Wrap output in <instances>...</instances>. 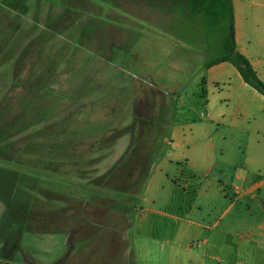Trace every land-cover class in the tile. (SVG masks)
<instances>
[{"label":"rangeland","instance_id":"374dc122","mask_svg":"<svg viewBox=\"0 0 264 264\" xmlns=\"http://www.w3.org/2000/svg\"><path fill=\"white\" fill-rule=\"evenodd\" d=\"M241 1L243 46L264 63V0ZM169 4L0 0V264H137L131 222L174 125L167 173L188 184L184 201L198 178L232 201L256 182L241 215L264 217V166L245 164L248 141L264 143V98L252 116L234 104L228 122L207 119V62L224 35ZM232 255L264 264V247Z\"/></svg>","mask_w":264,"mask_h":264},{"label":"crops","instance_id":"0c3cea01","mask_svg":"<svg viewBox=\"0 0 264 264\" xmlns=\"http://www.w3.org/2000/svg\"><path fill=\"white\" fill-rule=\"evenodd\" d=\"M233 3L238 49L250 58L264 79V63L255 60L252 52L243 46V30L240 27V6L243 2L233 0ZM205 77L204 106L206 118L212 122H228L233 115L234 104L237 112L252 116L254 108L252 98H264L263 94L244 81L231 62L225 61L207 67ZM221 86L229 89L228 95L231 98L230 102L233 103L231 107L224 108L223 105H218ZM177 128L178 125L173 126L171 146L158 160L136 208H140L143 215L145 213L143 211L149 210L169 217L174 220V224L166 227L168 224L163 218L151 220L143 215L138 221L131 222L130 227L135 230L132 235L137 264H232L235 258L228 260V255L233 254L234 257L245 255L250 258L256 256L258 248L264 247V217L258 219L252 215H241L242 208H248L250 211L251 207L250 205L242 207L240 199L246 193L259 189L261 184L255 182L242 192L238 189L236 200L232 201L221 181L212 187L198 178L199 187L194 186L196 200L184 201V194L189 191L188 184L178 178L173 182L167 173L175 163L180 162V158L173 154L174 148L180 145L175 140ZM246 145L251 152L245 159V164H250L251 169L257 165L264 166V143L249 140ZM252 150L259 159H256ZM161 186L167 188L159 189ZM130 227L127 234L131 230ZM140 228L143 230H139ZM224 235L233 236L235 245L223 241ZM202 247L203 250H199ZM229 248H232V251H227Z\"/></svg>","mask_w":264,"mask_h":264},{"label":"trees","instance_id":"16d2710c","mask_svg":"<svg viewBox=\"0 0 264 264\" xmlns=\"http://www.w3.org/2000/svg\"><path fill=\"white\" fill-rule=\"evenodd\" d=\"M149 1H153L158 8L169 3L176 5L175 8L181 11L183 15H187L188 18H199L202 26L208 30H216L222 33L224 35L223 52L215 58L210 59L207 62V67L209 68L225 61L231 62L238 69L244 81L264 95V79L261 78L250 58L238 49L233 0ZM9 205L11 204L9 203ZM73 219H76V216Z\"/></svg>","mask_w":264,"mask_h":264}]
</instances>
